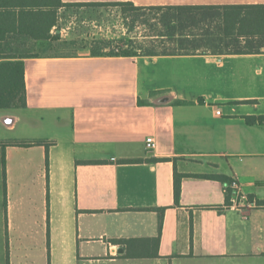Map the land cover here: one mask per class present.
Segmentation results:
<instances>
[{"label": "crops", "instance_id": "obj_1", "mask_svg": "<svg viewBox=\"0 0 264 264\" xmlns=\"http://www.w3.org/2000/svg\"><path fill=\"white\" fill-rule=\"evenodd\" d=\"M34 55L24 59L27 106L0 110V126L20 131L10 137L0 129V264H264V50L94 57L85 48ZM148 137L154 150L147 149ZM176 175L182 176L178 204ZM205 175L237 182L249 206L227 207L224 186L198 177ZM29 180L44 183L43 211L26 209L34 200ZM113 240H135V255L146 257H125V246Z\"/></svg>", "mask_w": 264, "mask_h": 264}, {"label": "trees", "instance_id": "obj_2", "mask_svg": "<svg viewBox=\"0 0 264 264\" xmlns=\"http://www.w3.org/2000/svg\"><path fill=\"white\" fill-rule=\"evenodd\" d=\"M117 7L126 21L140 22L151 28L150 37L161 40L170 48L162 53L151 49L125 47L113 40L101 39L92 44L91 54L103 56H157L195 54H260L264 50V5L235 6H176L136 7L133 3L65 4L62 0H0V110L23 109L27 106L25 83L26 58L34 54H16L10 40L22 38L33 42L58 39L51 34L58 28L59 12L63 9L83 7ZM142 103V102H141ZM253 125L256 118H248ZM263 122V118L260 119ZM29 147L31 144H19ZM142 160H124V163H139ZM80 163V162H79ZM87 165L102 164V161L82 162ZM48 164V160H47ZM219 181L225 189L226 206L231 207L235 193L233 180L225 175L198 176ZM182 176H175L174 197L176 204L181 197ZM135 240H113L125 246V257L136 256ZM159 242V238L156 239ZM151 257H158L156 253Z\"/></svg>", "mask_w": 264, "mask_h": 264}, {"label": "rangeland", "instance_id": "obj_3", "mask_svg": "<svg viewBox=\"0 0 264 264\" xmlns=\"http://www.w3.org/2000/svg\"><path fill=\"white\" fill-rule=\"evenodd\" d=\"M58 29L60 30L58 39L51 43L33 42L22 38H12L10 40L14 52L17 54H47L57 53L59 55H74L80 50L91 48L92 44L101 39L113 40L125 47L141 48L142 50L151 49L162 53L170 47L161 40H154L150 37L151 28L140 22L132 23L126 21L120 9L117 7H83L81 10L62 11L60 13ZM56 32V31H55ZM56 36V34H55ZM7 136L13 137L20 134L19 128L8 131L0 126ZM6 130V131H5ZM28 192L33 197V203H28L27 210H32V206H38V210L43 211L46 198L43 196L44 183L37 180H29ZM46 187V186H45ZM31 191H30V190ZM4 188L2 189V192ZM49 192V216L51 214L52 203L51 193ZM28 199L23 203L29 202ZM56 200H54V203ZM40 212H35L39 218ZM33 220V216H30ZM41 221V219H39ZM39 239V236H38ZM6 241V240H5ZM7 243V242H6ZM48 243L47 235L44 236L43 244ZM50 246V237H49Z\"/></svg>", "mask_w": 264, "mask_h": 264}, {"label": "built area", "instance_id": "obj_4", "mask_svg": "<svg viewBox=\"0 0 264 264\" xmlns=\"http://www.w3.org/2000/svg\"><path fill=\"white\" fill-rule=\"evenodd\" d=\"M146 145L148 150H154L156 148V142L154 138L148 137L146 139ZM232 189L235 192V197L233 198L232 207H242L241 205L249 206L250 202L248 196L241 191L240 185L237 182L232 183Z\"/></svg>", "mask_w": 264, "mask_h": 264}, {"label": "water", "instance_id": "obj_5", "mask_svg": "<svg viewBox=\"0 0 264 264\" xmlns=\"http://www.w3.org/2000/svg\"><path fill=\"white\" fill-rule=\"evenodd\" d=\"M166 99H168V98H166Z\"/></svg>", "mask_w": 264, "mask_h": 264}]
</instances>
